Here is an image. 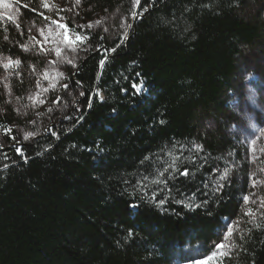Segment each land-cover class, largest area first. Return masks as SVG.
Here are the masks:
<instances>
[{"label": "trees", "instance_id": "1", "mask_svg": "<svg viewBox=\"0 0 264 264\" xmlns=\"http://www.w3.org/2000/svg\"><path fill=\"white\" fill-rule=\"evenodd\" d=\"M254 1L142 0L126 40L79 32L87 51L67 81L78 109L33 141L5 136L0 150V264H186V249L211 251L248 184L221 177L229 160L245 165L238 140L224 128L202 136L196 120L223 104L242 48L261 36L242 16ZM16 2L25 22L38 17L41 0ZM28 38L24 24L0 23V54L25 78L37 61L20 49ZM1 94L5 131L15 115ZM236 243L225 264H264V209Z\"/></svg>", "mask_w": 264, "mask_h": 264}, {"label": "rangeland", "instance_id": "2", "mask_svg": "<svg viewBox=\"0 0 264 264\" xmlns=\"http://www.w3.org/2000/svg\"><path fill=\"white\" fill-rule=\"evenodd\" d=\"M88 1L80 0L77 5L75 0H47L52 5L51 10L40 6L38 17L25 22L16 0H4L7 7H0V23L14 27L16 23L26 26L30 38L24 39L20 49L37 61L27 71L25 78L24 64L20 62L18 66H10L6 69L3 65L8 63L10 58L0 54L1 95L15 115L14 123L8 127L11 131L7 134L3 130L0 131V145H2L0 150L8 147L5 136L10 139L14 137L12 133H15L25 142L33 141L51 133V129L59 119H66L72 109L79 107L77 100L67 92V87L64 85L67 86L70 74L84 59L87 49L83 43L77 45L75 51L70 50L66 42H63L62 30L52 21H59L68 27L70 24L69 28L78 33L84 30L96 32L112 43L122 39L125 30L129 33L128 25L134 21L131 13L140 9V5L138 8L134 7L132 0H124V4L116 9L88 6ZM8 16L13 17L15 22L10 21ZM242 16L260 28L261 36L252 46L242 48L223 104L209 113L200 114L196 120L198 131L202 136H208L224 128L225 133L232 139L238 140L237 145L245 161L243 165L236 164L235 159L229 160L228 171L221 175L223 179L238 178L244 181L245 179L242 178L244 174L248 189L238 218L232 221L225 220L224 233L229 225H235V229L230 240L232 246L227 249L226 256L218 258L219 264H225L234 257L237 251V239L245 225L255 222L264 209V134H262L264 133V0H255ZM97 21L100 23L97 24ZM90 24L92 27H87ZM24 46H27L28 50H25ZM57 48L62 50L60 56L56 55ZM15 79L29 84L25 89L26 93L19 95L14 91L12 81ZM141 93L145 91L138 94ZM40 100L44 102L40 103ZM5 112L6 109L0 103V115ZM29 133L31 135L26 139ZM253 140L256 141L255 145H252ZM245 197L248 199L245 200ZM249 210L253 213L251 216L247 215ZM222 237L216 243L221 242ZM215 244L207 253L202 252L200 248L186 249L184 259L190 261L186 264H215L206 259L215 250Z\"/></svg>", "mask_w": 264, "mask_h": 264}, {"label": "snow or ice", "instance_id": "3", "mask_svg": "<svg viewBox=\"0 0 264 264\" xmlns=\"http://www.w3.org/2000/svg\"><path fill=\"white\" fill-rule=\"evenodd\" d=\"M132 2H133L134 7H137V8H138L139 5H140L141 0H132ZM75 3H76L77 5H79L80 0H75ZM25 6H27V5H25ZM41 6L44 7V8H48L49 10H51V7H52V5H50V4L47 2V0H41ZM0 7H7V5L4 3V0H0ZM143 11H147V8H144V9H143L142 11H140V12L133 11V12L131 13L132 18H133V19H137L139 16H141V15L143 14ZM41 15H42V13H41ZM7 18H8L10 21L15 22L13 17L8 16ZM45 19H49V18H48V17H45ZM61 20H63V17H61ZM52 22L55 23V24H57V26L62 30L61 35H62L63 38H64V41H63V42H66V46H67L70 50L75 51V48H76L77 45L85 43V41L88 39L87 37L83 36L81 33H78V32H76L74 29L69 28L68 25H66V24H64V23H60L59 21H52ZM96 23L99 24L100 21H97ZM16 27H20L19 23H16ZM87 27L90 28V27H92V25L90 24V25H88ZM128 27H131V25H128ZM42 34H43V33H42ZM127 35H128L127 30H125V32H124V34H123V37H122V40H126V39H127ZM47 38H48V37H46V39H47ZM33 39H35V38L33 37ZM101 39H102V37H101ZM38 43H39V42H38ZM24 48H25V50H28L27 46H24ZM115 50H116L115 48L111 49V51H113V52H114ZM61 51H62V50H61L60 48H57V49H56V55H57V56H60V55H61ZM69 63H71V61H69ZM19 64H20V61H19V60H15V61H13V60L9 59V60H8V63L4 64L3 67H5V68L7 69V68H9L10 66H18ZM103 65H104V61L102 60V61L100 62V66H101V68L103 67ZM61 75H62V74H61ZM45 78H47V74H45ZM64 87H67V86L64 85ZM133 88L135 89L136 93H140L141 91H146V89H145V87H144V82H143V80H141L138 84H134V85H133ZM81 94H83V93H81ZM36 99H38V97H36ZM39 102H40V103H43L44 101L40 100ZM54 102H55V101H54ZM49 111H51V109H49ZM10 131H11V129H5L6 134H7L8 132H10ZM262 134H264V133H262ZM30 135H31L30 133L27 134L25 138L27 139L28 136H30ZM13 139H15V138L13 137ZM255 144H256V141L253 140V141H252V145H255ZM0 147H2V145H0ZM196 147H197V149L200 148L199 145H197ZM18 151H19V150H18ZM20 154L23 155L22 152H21ZM169 155L172 156L173 159H176V157H175L171 152L169 153ZM146 159H147V158H146ZM180 174H181V175H184V176H187L189 173H188V171L185 169V170L182 171ZM161 175H162V173H161ZM144 179L146 180L147 177H144ZM152 182H153V183H156V184L160 183V181L157 180V179H155V178L153 179ZM141 186H145V185L142 184ZM152 199L154 200V197H153ZM247 199H248V198L245 197V200H247ZM163 203H164V201L161 200V201L157 202V206H160V205H162ZM130 207H137V205L132 204V205H130ZM186 207H192V206H191V205H186ZM197 207H199V205H197ZM252 214H253V213H252L250 210H249V212L247 213V215H250V216H251ZM234 229H235V225H229V226L227 227L226 232L224 233V235H223V237H222V241L219 242V243H216V244H215V250H213V251L211 252V254L208 255V256L206 257V259H207L209 262H215V264H219V260H218V258H220V257H224V256H226V255L228 254L227 249L230 248V247L232 246L231 243H230V240H231V238H232L233 235H234ZM128 236H129V237L132 236V232H131V230H129ZM225 242H228V243H225Z\"/></svg>", "mask_w": 264, "mask_h": 264}]
</instances>
